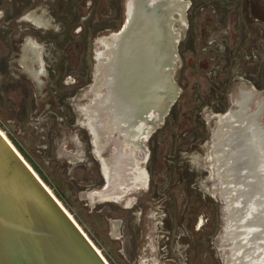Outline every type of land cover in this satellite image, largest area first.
I'll return each instance as SVG.
<instances>
[{
    "label": "rangeland",
    "instance_id": "374dc122",
    "mask_svg": "<svg viewBox=\"0 0 264 264\" xmlns=\"http://www.w3.org/2000/svg\"><path fill=\"white\" fill-rule=\"evenodd\" d=\"M50 1L32 0V9L27 12L30 8L27 0H0V130L108 264H157L155 251H141L144 262H139L138 243L133 238L132 220L127 215L130 206H126L125 200L115 203L92 199V193L101 190L105 182L100 180V176L103 179L100 159L96 156L90 134L83 126L84 119L80 111V107L90 102L83 98V94L92 84L95 54L101 49L98 40L121 28L125 21L123 5L126 0H112L111 13L110 9L105 11L107 5L110 8L111 0H97L96 3L102 9L94 15L92 26L90 22L95 6L90 5L93 0H85L86 5L80 12L82 17L79 21L78 17H74L73 7L79 0H56L49 7ZM184 1L190 7L191 1ZM197 1L202 2L200 15L191 24L188 8L187 26L180 31L182 35L177 47L178 64L174 77L180 94L169 111L171 114L168 113L165 120L168 118L167 123L171 125L169 123L176 117L182 123L180 133L190 128L192 132L196 131L201 135L193 154L201 160L203 169L202 161L208 158L204 139L207 142L210 139V117L226 111L232 90L244 84L264 95V0ZM171 4L173 6V0ZM52 6H55L54 10L58 12L59 19L64 16L63 21L56 20L50 13ZM13 9H21L19 11L23 12L22 16L33 12L34 16L48 21L46 28L53 32L62 28L59 23L74 24L76 31L67 40L79 44L81 53L75 54L78 60L62 63L61 50L47 52L48 57H44V65L40 68L25 46L26 40H39L45 31L37 29L38 27L33 30L34 27L26 20L14 21ZM208 12L209 20L204 18ZM205 21H211L210 25L215 28L214 34L207 39L208 46L204 45L201 35ZM94 25L105 29L98 30ZM80 28L84 32L75 33ZM88 28L90 30L86 34ZM25 32L28 34L23 35ZM21 39L23 42L18 45L21 50L11 51L12 41ZM59 41L54 42V46L61 49L64 37H60ZM52 71L55 73H51ZM252 73H259L261 78H252ZM119 76L121 77L120 73ZM62 77L67 79L66 86L59 83ZM78 78L83 86L76 90L75 81ZM123 87L125 86L120 89ZM139 87L145 88L143 83ZM136 90H132L130 96L136 95L138 87ZM163 131L164 129L161 132ZM256 140L255 148L252 141L251 147L247 148L250 155L248 164L245 165V176H248V181L251 176L248 183L257 188L264 184V177L259 176V170H264V165L261 167L262 157L254 155L255 151L257 154L261 152L259 140ZM168 141L164 144L168 143L170 146L171 141ZM91 157L99 163L100 176L91 162ZM243 186L241 184L239 187L242 189ZM137 194L131 195L133 203L138 198ZM209 194L213 196L212 191ZM203 195L206 197L205 193ZM194 202L192 198L187 200L191 207ZM187 203L181 205L179 200L175 204L176 211L181 212ZM211 207L210 215L209 211L203 209L197 211L204 225L199 232L204 236V251L201 252L200 259L192 264H222L217 241L219 210L217 211L215 205ZM251 208L248 210V217L253 216L254 208ZM258 223L251 224L250 231L257 230L255 227ZM255 256L257 264L264 263V255L262 257L255 252Z\"/></svg>",
    "mask_w": 264,
    "mask_h": 264
},
{
    "label": "water",
    "instance_id": "95a60500",
    "mask_svg": "<svg viewBox=\"0 0 264 264\" xmlns=\"http://www.w3.org/2000/svg\"><path fill=\"white\" fill-rule=\"evenodd\" d=\"M173 2L127 0L121 28L98 40L92 84L83 94L90 102L80 107L105 180L101 190L92 193L93 200H125L129 206L131 195L147 186L146 142L180 94L174 77L189 3ZM132 86L139 89L134 101ZM209 128L208 167L213 196L220 204L217 241L222 264H257L255 252L264 255V184L250 185L245 165L253 138L262 151L254 155L264 154V95L238 85L226 111L210 117ZM259 176L264 177V170ZM251 207L253 216L248 217ZM257 222V230L250 231ZM0 264H107L1 133Z\"/></svg>",
    "mask_w": 264,
    "mask_h": 264
},
{
    "label": "flooded vegetation",
    "instance_id": "af4514ba",
    "mask_svg": "<svg viewBox=\"0 0 264 264\" xmlns=\"http://www.w3.org/2000/svg\"><path fill=\"white\" fill-rule=\"evenodd\" d=\"M190 1L191 5L188 7L190 10L189 20L192 24V22H195L200 15L202 10L200 9V7H202L200 4L202 2L197 0ZM27 2L30 7L27 9L28 12L32 9V0H27ZM54 2H56V0H51L49 2V7H51V3ZM96 2L97 0H93L90 5V7L95 6L90 26L93 25L92 23L94 22L93 20L96 12H100V9H102V7H99ZM112 2L113 1L111 0L110 8L108 5L106 6L107 9L105 11L108 9H110V13L113 11ZM126 3L127 0L123 5L125 11L127 8ZM76 4L78 5L77 7ZM85 5V0H79L73 4L75 9L74 17H78V21L82 17L80 12L82 11V8H85ZM50 9V13L56 20H64V16H60L59 19L58 12L54 10L55 6L54 8L52 6ZM19 10L16 11V9H13L12 17L14 21L17 19L26 20L29 25L34 27L33 30L38 27L37 29L45 31L42 33L43 37L39 40H26L25 46V49L28 48L32 53L34 60L38 62L40 68L44 65V57H48L47 52L50 53L61 50L63 52L62 56H60L62 63L65 61L71 62L72 60V62H76L78 60V57L76 58V56L81 53L79 44L77 42H72V40H67L68 38L71 39L73 37L71 34L73 31H76V26L74 24L62 22L64 25H67V27H64V25L59 23L62 28H60L59 31L53 32V30L46 28L49 25L48 21L34 16L33 12H29L22 16L23 12H20ZM206 14L207 16L204 18L209 20L210 13L208 12ZM1 18L2 16L0 12V19ZM112 18L113 17L111 16L110 19ZM78 21L77 24H79ZM205 22L206 24H204L201 29V35L204 39V45L208 46L207 39L214 34L215 28L213 25H210L211 21ZM94 26L96 27V25ZM10 29L12 30V27ZM96 29L104 30L105 27L100 28L97 26ZM88 30L90 29L88 28L86 30V34ZM51 31L52 34H50ZM82 32H84V30L80 28L79 31L75 33L80 34ZM96 32L97 31L95 30L94 33ZM26 34L28 33H23V35ZM60 37H64V44L61 45V49L54 46V42H60ZM22 42V39L16 41L13 40L11 43V51L19 50L20 46L18 48V45ZM76 52H78V54L75 56ZM51 73L55 72L52 71ZM250 76L257 79L259 73H252ZM259 78H261V75ZM65 79L66 78L62 77L59 83L62 82V84L66 86L67 79ZM75 82H77L76 90L82 88V81H80L79 78ZM170 114L171 113H169V115ZM167 119L164 120L163 125L157 129L146 142V146H148V158L145 164V170L148 174L147 186L146 188H138L137 192L134 193H139L140 195L137 194L138 198L136 202L129 204L130 207H128L127 215L130 220H132V231L134 230L133 238L135 243H138V250L140 252L138 260L140 263L144 262V256H142L141 251H155L157 252L158 258L156 259L157 264H192L193 261L200 259V254L204 251L202 250L204 249V236L199 233L204 225H202V220H200L197 211L203 209L204 211H209L208 214L210 215V211H212L211 206L215 205L218 211L220 204L216 198L209 194L211 191L213 193V189L210 187V185L212 186V183L208 167V158L205 161H202V169L200 165L201 160L193 154V151L197 146L196 143L201 139V135L196 131L192 132L190 128H187L184 132L180 133L182 123L179 119L176 117L173 118L172 123H169L171 125H168ZM163 129L164 131L161 132ZM255 139L253 138V140H251L253 142V148L256 146ZM168 140L171 141L170 146L168 143L164 144L165 141L169 142ZM205 143L207 145L208 142L204 139V144ZM91 162L96 166L97 172L99 173L98 161L91 157ZM263 165H261V167H263ZM98 175L100 176V173ZM100 180L103 182L104 178L102 179L100 176ZM202 188H204V191ZM203 193L206 194V197ZM189 198H192L195 201L194 206L192 207L191 204L187 203ZM179 200H181V205L187 203L181 212H177L175 208V204H178ZM207 221H209V219H207ZM208 233L206 232L207 235H209ZM176 247H178V249ZM202 264L204 263L202 262Z\"/></svg>",
    "mask_w": 264,
    "mask_h": 264
},
{
    "label": "bare ground",
    "instance_id": "6f19581e",
    "mask_svg": "<svg viewBox=\"0 0 264 264\" xmlns=\"http://www.w3.org/2000/svg\"><path fill=\"white\" fill-rule=\"evenodd\" d=\"M155 49V51H156V47L154 48ZM155 58H157L156 57V55L154 56ZM160 57V56H159ZM158 59V58H157ZM120 72V74L122 75L123 73H121V71H119ZM119 74V73H118ZM124 75V74H123ZM121 84H123L124 83V80H122L121 79ZM156 83H158V81H157V79L156 80H154V85L156 84ZM136 87H138V86H132V90L134 91H137L136 90ZM124 89H125V87H123V88H121L120 90L123 92L124 91ZM126 89L128 90V87L126 86ZM132 93V92H131ZM132 95V94H131ZM130 98H131V101H134L135 100V98H136V95L134 94L133 96H130ZM132 104H133V106L134 107H138L139 105H137L135 102H132ZM0 133L2 134V136L7 140V142L13 147V149H15L14 148V146L11 144V142L8 140V138L5 136V134L0 130ZM257 141V140H256ZM258 144H259V149H260V151H261V145H260V141L258 142ZM257 146V145H256ZM15 151L19 154V152L15 149ZM262 152V151H261ZM20 155V154H19ZM20 157L22 158V156L20 155ZM23 159V158H22ZM262 159L263 160H261V161H263V164H264V155L262 156ZM24 160V159H23ZM25 161V160H24ZM25 163L27 164V162L25 161ZM263 164H261V165H263ZM28 165V164H27ZM28 167L33 171V169L28 165ZM33 173L37 176V174L33 171ZM38 177V176H37ZM39 178V177H38ZM245 178H248V176H245ZM39 180H40V178H39ZM43 183V182H42ZM44 184V183H43ZM45 185V184H44ZM46 187V186H45ZM47 188V187H46ZM48 189V188H47ZM49 190V189H48ZM49 192L51 193V191L49 190ZM52 194V193H51ZM53 195V194H52ZM54 196V195H53ZM55 197V196H54ZM56 199V198H55ZM58 201V200H57ZM59 202V201H58ZM60 203V202H59ZM64 208V207H63ZM65 209V208H64ZM67 212V211H66ZM68 213V212H67ZM69 214V213H68ZM69 216L71 217V215L69 214ZM71 219H73L72 217H71ZM74 221V220H73ZM75 222V221H74ZM76 223V222H75ZM77 224V223H76ZM79 227V226H78ZM80 228V227H79ZM81 229V228H80ZM82 231V230H81ZM83 232V231H82ZM86 236V235H85ZM87 237V236H86ZM90 241V240H89ZM91 242V241H90ZM92 243V242H91ZM94 246V245H93ZM95 247V246H94ZM95 249H96V247H95ZM97 250V249H96ZM97 252L101 255V253L97 250ZM101 257L103 258V256L101 255ZM104 259V258H103ZM105 260V259H104ZM106 261V260H105ZM107 263V262H106ZM108 264V263H107Z\"/></svg>",
    "mask_w": 264,
    "mask_h": 264
}]
</instances>
